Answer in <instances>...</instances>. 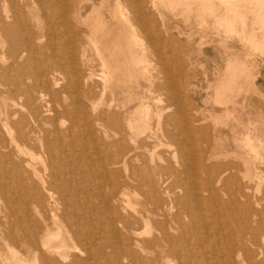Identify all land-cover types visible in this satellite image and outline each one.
<instances>
[{
	"label": "bare ground",
	"instance_id": "bare-ground-1",
	"mask_svg": "<svg viewBox=\"0 0 264 264\" xmlns=\"http://www.w3.org/2000/svg\"><path fill=\"white\" fill-rule=\"evenodd\" d=\"M240 1L201 2L207 11L203 23L208 27L212 22L221 41L245 33L254 42L258 27L264 38V0H249L263 19L241 32L236 24L247 25L251 6ZM158 8V0H0V264H98L97 259L101 264H235L237 246L254 243L264 233V220L255 228L250 225L259 221L264 206L252 207L250 201L258 199L245 192L247 185L238 186L239 198L225 200L240 211L234 217L239 228L224 253L202 250L211 234L200 229L193 233L197 220L184 221L177 210L178 203L186 210L194 205L193 210L203 209L212 222L215 218L232 230V214L212 200H221L217 191L230 193L232 173L238 169L234 162L204 164L199 158L213 173L204 183L207 197L189 191L172 195L169 178L155 177L176 174L173 162H180V153L190 154L187 147L195 149L201 139L221 143L223 138L203 113L185 109L188 95L180 90L178 71L186 48L166 36L172 27L158 20V10L164 15ZM229 54L225 63L233 68L232 77L237 76L243 62ZM229 81L230 86L233 79ZM218 104L229 116L238 100L226 96ZM234 120V141L259 154L254 143L258 129L251 120L245 125ZM87 143L96 144L92 153L99 161L105 157L112 166L132 167L123 180L117 179L116 170L106 174L112 182L108 194L99 190L103 180L83 185L78 177L82 174H65L68 169L59 165L75 144L83 149ZM167 143L176 146L174 152L169 158L156 157V148ZM216 155L211 151L208 159ZM35 156L41 168L33 164ZM131 192L140 195L142 208L130 202ZM92 197L111 216L104 217ZM125 198L131 212L114 216L112 211L119 209L114 203Z\"/></svg>",
	"mask_w": 264,
	"mask_h": 264
},
{
	"label": "rangeland",
	"instance_id": "rangeland-1",
	"mask_svg": "<svg viewBox=\"0 0 264 264\" xmlns=\"http://www.w3.org/2000/svg\"><path fill=\"white\" fill-rule=\"evenodd\" d=\"M160 1L161 0H158V7L160 8L161 12L164 15L162 18L159 14L160 11L158 10L157 11L158 20L160 22L163 21L165 25L168 26L170 25V28L172 27L171 32H173V34L170 32L171 34L168 33L166 34V36L167 37L173 36L176 40H179L178 42L181 43L182 46L186 48V50L183 51V54L179 58V64L181 66L178 71L181 78L180 90L181 92L184 90L183 91L184 95H188V100L184 101L185 109H188L192 113H197V112L203 113V115H205L206 117V123L211 125V127L221 130L223 133V138L221 143L213 139H211L210 142L201 139L200 141H198L197 147L195 149H192L191 148L192 146L187 147L190 151L189 155L184 157L182 153H180L178 156H176V159L180 160V162H175V160L173 159L174 160L173 166L177 170L176 174L174 173L170 174L167 171L164 172L163 174L160 173L156 174L155 177L161 179L165 177L169 178L168 184H170L172 187L171 189V192L173 191L172 195L180 197V195L183 196L184 193L186 194V192L189 191V193L192 192L193 194L199 192L198 195L207 197L210 194L208 191L204 189V183L213 173L207 172L205 170L203 164L199 163L198 161L199 158H203L204 164L216 163V162L217 163L234 162L235 164L238 165V169L234 170L232 173L233 182L228 188L230 193L217 191V193H219L221 196V200L219 202L212 200L214 205L220 206V210H222V212L232 214L231 215L232 217H230L229 219V224L231 226L230 229L232 230H229L224 222H223L224 224L221 221L216 222L215 218H214L215 222H212V218H210L203 209L198 208L196 210H193L194 205L189 204V208L186 210L183 207L184 204L178 203L177 205L178 206L177 210L182 211L181 212L182 220L190 221L191 218V221L193 223H195V221L197 220L198 223L195 224L197 227L194 226V228H192L193 233L196 232L198 233L200 229V231H205V232L207 231L208 233L211 234L210 237L206 238L203 247L201 246L200 248L205 251H209L208 249L215 248L221 253H224V251L227 250L232 243L231 236L234 237L235 233H237L236 232L237 229L239 228V224H238L239 219L238 218L235 219L234 217L235 214L238 211H240L238 205L236 206L232 205V207H230L228 203H225V200L234 197L239 198L240 190L238 189V186L240 185L244 187V185H247V189L245 188V192H247L249 196L251 195L250 198L251 197L256 198L255 201L258 199L256 202L250 201L252 207L255 210H259V208L264 206L263 205L264 204V38H262L260 29L258 25H256L258 27L256 29L258 39L254 40V42L249 41L250 36L249 34H245V33L243 34L244 35L243 37L245 39H243L241 35L242 33L241 34L239 33V34H235L232 37V39L230 38L229 41L227 42H225L224 40L221 41L218 38L215 29L213 27L211 28V26H213V23L210 22V25H208V27L205 26V23H203L205 20V19L203 20V17L205 18L207 16L206 15L207 11L203 9L201 4L203 2H204L203 4H205V1L212 3V0L211 1L198 0L197 2H191V0H169V1L167 0V2H165L166 0H162L163 3H161ZM182 2L184 4H182ZM186 2L187 3L190 2V3L187 4ZM164 3L165 4L167 3L169 6L171 5L169 7L170 9L168 8V6L163 5ZM191 3L192 5H190ZM196 3L198 6L196 5ZM159 4H161V6ZM240 4L251 7H249V9L247 10V16L249 15V17L246 18L247 25H245V27L243 26V24L240 25L241 21L236 24L239 32L252 27L254 20L263 19L262 16H259L258 7L257 6L255 7L253 5L255 4V2L251 3L249 0H241ZM200 6L201 8L199 9ZM171 9L173 10V12ZM255 10L257 11V13ZM203 11H205V13H203ZM201 12L203 13L202 16H201L202 14ZM198 18L201 22L198 20ZM205 27L206 29H204ZM190 31L191 33H188ZM182 40H184V42ZM178 49L179 48L176 47V49L173 50L174 53ZM225 50H227L226 51L227 54L228 52L230 53L229 56H237V57L240 56L238 57V59H241V61L243 62L242 69L239 70L240 72L237 74V76L232 77L233 68L230 65L229 66L227 65L228 64L226 58L227 54ZM236 52H238V54ZM253 52L254 54H252ZM225 62H227V64ZM243 67L245 68L243 69ZM181 70L182 72H180ZM188 72L191 74V76ZM177 77H179L178 74ZM163 78L164 77L162 76V79ZM231 78L233 79V83L229 86L227 85V83H230L229 80ZM220 82L223 86L220 84ZM252 83L253 85H251ZM219 87H223V88H221L220 90ZM226 87L227 89L229 88L228 91L227 89H224ZM220 91L222 94L217 93ZM223 94L230 97L232 96L233 99L238 100L239 105L238 104L235 105V109L231 112V115L229 116H227L224 113V109H223L224 107L218 104L220 100H224V98L226 97ZM217 95L219 96V98L222 96L224 97H222L223 99L219 100L217 99L218 97ZM162 97L165 98L166 95L162 94ZM240 101L241 103H239ZM229 106L230 109L234 108V106H232L231 104H229ZM239 114L240 117H238ZM233 117L243 122L242 125H245L246 122H249L251 120L250 122L252 127L254 126V128L258 129L257 130L258 136L257 139L254 141V143H255V150L257 152L259 151V154L257 153V155H255L254 153H252L251 149L249 148L248 145H246L245 142L243 143L240 140L234 141L233 135L230 133L231 127L234 126L235 124V120ZM213 125H215L216 127ZM74 146L75 149L73 151L72 150L67 151L70 152L68 154L69 155L68 157L62 156V158L59 160V165L68 169L65 174H82L79 175L78 177L80 179V182L83 183V185H90V184H94L96 180H101V181L103 180V185L99 188V190L103 191L104 194L105 193L108 194L111 191L112 182L109 180L106 174H111L109 172L110 170L117 171L116 174L118 180H123V178L127 174H132L131 172L132 167H130L128 170H125V168L122 166H112L106 163L105 159L107 158L105 157H102V160L99 161L98 157L92 153L93 150L97 149L95 143L94 144L87 143L85 146H82L83 149L80 148V145L75 144ZM175 147L176 146L173 145V143L169 145L167 143L158 146L156 148V157L164 155L169 158L170 155L174 152ZM211 151L217 154L215 157L212 158V160L208 159V154ZM145 158L147 159V156ZM32 162L38 168L42 167L41 159L38 156L32 158ZM102 163H103L102 165L103 168L102 171L100 172L99 165ZM133 163H135V166H138L137 162H133ZM247 168L250 169L251 171L250 175L247 173L248 172ZM88 174H91V178L89 177ZM92 174H101V175L92 177ZM184 182L185 185H183ZM182 185H183V189L181 188ZM184 186H186L185 189ZM86 194L91 195L92 193H86ZM191 198H189V202L191 201ZM91 199L92 202L97 206V209L104 212L103 214L104 217H107L109 215L111 216L109 212L104 211V205L97 197H92ZM243 199L244 198H241V200ZM129 200L132 204H134L135 207L142 208L143 205L139 204V200H140L139 194H135L131 192L129 195ZM114 205H116L117 208H119L118 210L112 211L114 216L116 215L117 212L123 214L131 212V206L127 205V199L126 200L121 199V201L118 202L116 201ZM185 212L188 215L183 214ZM259 217H261L260 219H258L259 221H251L250 225L252 227L255 228L257 225H259L260 221L264 220V212L262 215L258 216V218ZM5 229H7V227ZM263 239H264V233L260 234L257 241H255L254 243L246 241L245 242L246 244L245 243H244L245 245L243 244V248H240L242 246H237V251L234 253L233 256V260L235 264H264V253L261 252V249L263 248L262 246H264ZM239 242H237L236 244H238ZM102 261L103 260L101 259H97L98 264H101ZM126 263L127 262H124V264Z\"/></svg>",
	"mask_w": 264,
	"mask_h": 264
}]
</instances>
